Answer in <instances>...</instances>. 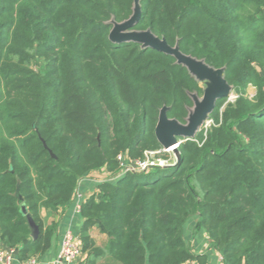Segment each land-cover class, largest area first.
Instances as JSON below:
<instances>
[{"label":"trees","instance_id":"16d2710c","mask_svg":"<svg viewBox=\"0 0 264 264\" xmlns=\"http://www.w3.org/2000/svg\"><path fill=\"white\" fill-rule=\"evenodd\" d=\"M139 4L133 30L224 68L237 97L216 101L205 134L179 138L175 166L96 186L80 209L85 264H206L183 238L192 218L222 264H264V0ZM131 14L132 0H0V244L21 261L48 252L57 224L47 216L71 202L80 178L117 173L120 153L160 149L159 110L184 124L189 95L202 96L173 57L109 41L110 22Z\"/></svg>","mask_w":264,"mask_h":264},{"label":"water","instance_id":"95a60500","mask_svg":"<svg viewBox=\"0 0 264 264\" xmlns=\"http://www.w3.org/2000/svg\"><path fill=\"white\" fill-rule=\"evenodd\" d=\"M139 1L132 0V14L127 20L120 23L110 22L112 27L108 34L109 41L113 44L133 42L139 44L142 49L150 48L169 55L174 58L176 64L184 67L191 77L204 86L201 98L196 94L189 95L193 105L188 109L184 124L168 118L167 107L164 106L159 110L154 128L155 139L164 149L174 147L173 153L176 157V164H178L180 160L178 146L181 143L179 138L184 140L194 138L201 125L213 111L216 101L229 95L231 86L224 79V68L214 69L206 65L203 60H197L181 53L177 44L173 47L169 46L164 39L158 38L150 30H133L141 16ZM22 212L26 214L25 208L22 209ZM26 220L31 237L34 239L37 235V227L29 216H26Z\"/></svg>","mask_w":264,"mask_h":264},{"label":"crops","instance_id":"0c3cea01","mask_svg":"<svg viewBox=\"0 0 264 264\" xmlns=\"http://www.w3.org/2000/svg\"><path fill=\"white\" fill-rule=\"evenodd\" d=\"M110 172H108L104 167L95 169L79 181L76 192L80 194L81 202L92 194L96 186L101 180L110 177ZM42 216H47L45 211L42 212ZM55 223L57 224L55 236L52 239L51 247L48 252L42 257L38 258V264H54V260L58 254L60 249V245L64 235L67 232H71L75 236H79V231L82 226V218L80 216V212L74 211V206L72 201L64 208L59 210L56 214H52L47 216L46 223ZM197 219L192 218L189 220L183 230V238L191 249L194 255H204L206 257V264H222L220 255L213 250L207 239V236L203 230L196 229ZM91 237L94 239L98 246H102L106 242V237L104 235L99 234L95 229L90 232ZM95 237L99 238V242L95 240ZM0 248L4 249H13L12 260L10 264H20V259L18 255L17 248H11L2 246L0 244ZM85 255L82 254L83 262L85 264ZM192 264H197L194 261Z\"/></svg>","mask_w":264,"mask_h":264},{"label":"built area","instance_id":"2783aa9c","mask_svg":"<svg viewBox=\"0 0 264 264\" xmlns=\"http://www.w3.org/2000/svg\"><path fill=\"white\" fill-rule=\"evenodd\" d=\"M254 94V89L249 87L247 91V96L251 98ZM237 95L230 92L225 99V103L233 102ZM212 121L206 119L205 122L199 128V131H203L204 134L210 128ZM173 148L169 149L160 148L158 150H146L143 152V157L141 159L129 160L126 153H120L116 160L118 162L119 169L117 173L110 174L109 178L101 180V182H109L122 177L127 172H147L153 168H169L176 164V157L173 153ZM89 174V173H88ZM86 174L84 177H86ZM84 177L80 178L82 180ZM78 181V183H79ZM77 183V185H78ZM98 183V184H99ZM81 196L75 192L71 198L72 204L74 206L75 212H80L81 209ZM13 249L0 248V264H10L12 260ZM82 253L79 237L75 236L71 232H67L61 242L60 249L54 260V264H82ZM20 264H38L37 257H30L28 259L20 261ZM184 264H192L190 261Z\"/></svg>","mask_w":264,"mask_h":264},{"label":"rangeland","instance_id":"374dc122","mask_svg":"<svg viewBox=\"0 0 264 264\" xmlns=\"http://www.w3.org/2000/svg\"><path fill=\"white\" fill-rule=\"evenodd\" d=\"M40 65H41V63H34L33 62V64H32V67H33V69L34 70H36V71H38L39 70V68H40ZM199 85L201 86V88L203 89V84H201V83H199ZM199 98H201V96H198ZM95 240L97 241V242H99V238L98 237H95ZM104 262H102L101 260L99 261V262H97V264H103Z\"/></svg>","mask_w":264,"mask_h":264}]
</instances>
